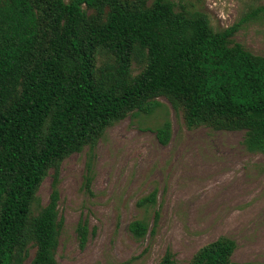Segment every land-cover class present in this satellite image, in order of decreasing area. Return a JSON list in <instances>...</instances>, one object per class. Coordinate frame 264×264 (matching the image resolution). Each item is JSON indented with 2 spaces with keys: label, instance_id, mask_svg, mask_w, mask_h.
Instances as JSON below:
<instances>
[{
  "label": "trees",
  "instance_id": "trees-1",
  "mask_svg": "<svg viewBox=\"0 0 264 264\" xmlns=\"http://www.w3.org/2000/svg\"><path fill=\"white\" fill-rule=\"evenodd\" d=\"M180 8L170 0H0V264H24L30 246L28 264H57L59 192L34 216L39 187L108 127L154 113L159 97L182 108L188 128L244 130L247 149L264 154V56L233 41L264 5L220 31L206 14ZM156 132L167 145L171 123ZM146 202L155 194L139 205ZM148 229L142 220L129 225L138 239ZM78 232L84 246L87 222ZM235 248L220 237L187 264H235ZM159 264L180 263L168 250Z\"/></svg>",
  "mask_w": 264,
  "mask_h": 264
},
{
  "label": "rangeland",
  "instance_id": "rangeland-1",
  "mask_svg": "<svg viewBox=\"0 0 264 264\" xmlns=\"http://www.w3.org/2000/svg\"><path fill=\"white\" fill-rule=\"evenodd\" d=\"M154 0H148L151 4ZM208 17L224 30L264 0H170ZM264 56V16L244 24L233 37ZM105 60V58H101ZM134 73L139 65L134 63ZM154 113L129 114L108 127L93 144L66 157L50 170L37 193L36 216L59 192L62 221L57 264H159L169 250L180 264L220 237L236 243L235 264H264V154L245 145V131L188 128L183 110L166 97ZM171 123L163 145L157 129ZM155 194V202L139 201ZM158 214V219L155 216ZM145 221L148 233L129 230ZM87 222L81 245L78 227ZM29 247L24 264L34 258Z\"/></svg>",
  "mask_w": 264,
  "mask_h": 264
}]
</instances>
